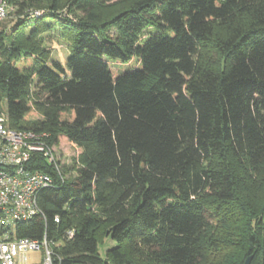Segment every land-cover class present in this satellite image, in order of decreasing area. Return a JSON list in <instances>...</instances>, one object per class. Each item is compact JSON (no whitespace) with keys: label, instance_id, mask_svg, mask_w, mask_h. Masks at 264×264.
<instances>
[{"label":"trees","instance_id":"1","mask_svg":"<svg viewBox=\"0 0 264 264\" xmlns=\"http://www.w3.org/2000/svg\"><path fill=\"white\" fill-rule=\"evenodd\" d=\"M6 1L22 20L0 33L6 126L76 150L42 162L54 187L16 237L46 234L56 264H264V0H71L75 22ZM23 17L63 23L65 69Z\"/></svg>","mask_w":264,"mask_h":264},{"label":"built area","instance_id":"2","mask_svg":"<svg viewBox=\"0 0 264 264\" xmlns=\"http://www.w3.org/2000/svg\"><path fill=\"white\" fill-rule=\"evenodd\" d=\"M8 12L6 0H0V22ZM32 12L31 17L40 16ZM5 108L0 103V264H56L53 244L44 234L42 240L17 238L19 223L43 217L38 205L40 193L54 187L53 177L40 168L42 162L59 172L54 158L56 145L47 142L48 135L30 131H14L7 126ZM59 223V217H54ZM72 230L66 232L71 239ZM29 253H39L37 261H30Z\"/></svg>","mask_w":264,"mask_h":264},{"label":"rangeland","instance_id":"3","mask_svg":"<svg viewBox=\"0 0 264 264\" xmlns=\"http://www.w3.org/2000/svg\"><path fill=\"white\" fill-rule=\"evenodd\" d=\"M22 1V0H21ZM24 1V0H23ZM42 1V5L37 7L35 4H33L32 9L30 10H39V11H44V12H49V6L52 2V0H40ZM58 3V9L60 11L62 10L63 12L67 8H70V1L71 0H55ZM116 1L114 2H106L103 5L100 4V6L97 8L99 15L103 17L104 19H107L111 14L110 12L115 10L114 8H111L113 4H115ZM70 6V7H69ZM119 6L116 7L118 9ZM28 10V11H30ZM27 11V12H28ZM83 16L81 12L78 13V11H75L71 7V12L70 14L65 12L64 17H67L70 19V21H78L80 17ZM21 18L16 14L15 8L14 7H8V12L6 18L0 22V33H9L10 29L15 27L17 24H19L22 20ZM68 19V20H69ZM23 20L25 21V30L23 33L25 35H29V33H32L28 36H33L36 41L40 40L42 47L46 50V54L48 56V62L47 63H58L62 68L65 69L66 67V61L69 57V47L68 43L66 42V38L62 37L63 33V28L62 25L63 23L59 20L56 19H45L44 24L49 27L48 31H42L41 33L35 32V24H33V21L28 20L27 18L23 17ZM34 31V32H33ZM114 34V31H110L108 35L112 36ZM76 157V150L74 146L70 143L62 142L59 145H56L55 150H54V158L58 159L59 164H61L63 167L70 168L73 159ZM260 190L257 192V197L256 200H258L259 194L262 195L263 189H264V181H261ZM258 186V187H259ZM241 198L245 201H249V195L246 194L245 192L242 191L241 193ZM115 244L111 240L105 239L98 247V252L100 256L103 258L104 257V252L107 249H110L113 247ZM28 257L30 258V261L34 260L37 261L40 257L39 253H29Z\"/></svg>","mask_w":264,"mask_h":264},{"label":"water","instance_id":"4","mask_svg":"<svg viewBox=\"0 0 264 264\" xmlns=\"http://www.w3.org/2000/svg\"><path fill=\"white\" fill-rule=\"evenodd\" d=\"M251 257L247 258L244 264H250Z\"/></svg>","mask_w":264,"mask_h":264}]
</instances>
